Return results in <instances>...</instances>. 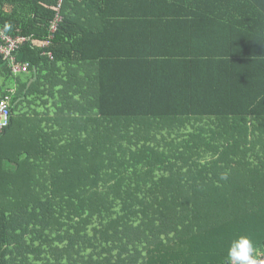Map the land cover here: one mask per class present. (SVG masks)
<instances>
[{
	"label": "trees",
	"instance_id": "1",
	"mask_svg": "<svg viewBox=\"0 0 264 264\" xmlns=\"http://www.w3.org/2000/svg\"><path fill=\"white\" fill-rule=\"evenodd\" d=\"M58 3L0 0V31L28 39L25 72L0 55V99L12 111L28 88L12 99L8 80L55 70L45 91L82 125L18 149L11 120L0 135V264H225L239 236L260 248L264 0Z\"/></svg>",
	"mask_w": 264,
	"mask_h": 264
},
{
	"label": "crops",
	"instance_id": "2",
	"mask_svg": "<svg viewBox=\"0 0 264 264\" xmlns=\"http://www.w3.org/2000/svg\"><path fill=\"white\" fill-rule=\"evenodd\" d=\"M87 19L86 27H89V18ZM40 67L34 68L7 82V89L14 90L12 99L15 97L18 87V82L16 80H19V84L26 83V88H28V90H24V97L21 99L19 96V99L16 100L13 105L10 118L11 121L4 136L6 146L13 145L18 149V147H23L26 143L33 144L39 141H42V144L56 142L67 143L71 142L73 139H77L80 126L82 127V125L81 122H77V115L73 112L76 111L75 108H77L76 102L69 100L67 105L64 106L65 114L63 115L58 108L59 104L56 102L61 101L60 98L62 97L58 93L56 94L54 92V95H52L53 92L48 93V91H45L48 82L55 83L56 72L54 70V72L51 73L45 70V68H41L42 71H40ZM65 71L66 67L63 68V73ZM35 75L37 78L34 80L33 76ZM45 94L48 96L49 100L45 97ZM44 100L49 106L54 108H50L48 113H46V111L49 109V106L43 105L45 104L43 102ZM84 128L86 129L84 130V134H87L89 126L85 124ZM184 130H186V134L193 132L190 125L184 128ZM173 132L170 133L171 136H167L163 133L167 136V141L169 143L173 140L180 141V136L177 133L173 134ZM204 136L205 135L202 133H198L199 141H201ZM192 138L193 136L187 140L191 141ZM183 139H186V136H183ZM262 140L264 141V135H262ZM252 153L255 152L253 151Z\"/></svg>",
	"mask_w": 264,
	"mask_h": 264
},
{
	"label": "built area",
	"instance_id": "3",
	"mask_svg": "<svg viewBox=\"0 0 264 264\" xmlns=\"http://www.w3.org/2000/svg\"><path fill=\"white\" fill-rule=\"evenodd\" d=\"M60 3L61 0H59L58 6L60 5ZM60 21H61V17L59 16V14L55 15V19L49 25L50 34H53L57 30V26L60 23ZM49 39H51V35L48 36L47 40L43 43L42 47L48 46ZM27 41L28 39L24 37L13 38L0 31V55L10 66V69L13 72V74L18 72H25L26 70L24 66H21L18 62H16V59L13 54L21 44H24ZM9 101H10L9 96H3V98L0 99V135L9 124V120L11 117ZM263 250L264 249L258 250L259 252L258 260L264 259L262 255Z\"/></svg>",
	"mask_w": 264,
	"mask_h": 264
},
{
	"label": "clouds",
	"instance_id": "4",
	"mask_svg": "<svg viewBox=\"0 0 264 264\" xmlns=\"http://www.w3.org/2000/svg\"><path fill=\"white\" fill-rule=\"evenodd\" d=\"M10 27V26H9ZM228 173H222L221 180L228 179ZM258 248L249 236H239L230 242L225 264H260Z\"/></svg>",
	"mask_w": 264,
	"mask_h": 264
},
{
	"label": "rangeland",
	"instance_id": "5",
	"mask_svg": "<svg viewBox=\"0 0 264 264\" xmlns=\"http://www.w3.org/2000/svg\"><path fill=\"white\" fill-rule=\"evenodd\" d=\"M1 82H2V80H1V78H0V85H1ZM35 188H38V187H35ZM262 255H263V257H264V250H263V252H262ZM259 262H260V264H264V259H262V260H259ZM41 263V262H40ZM38 264V263H37Z\"/></svg>",
	"mask_w": 264,
	"mask_h": 264
},
{
	"label": "bare ground",
	"instance_id": "6",
	"mask_svg": "<svg viewBox=\"0 0 264 264\" xmlns=\"http://www.w3.org/2000/svg\"><path fill=\"white\" fill-rule=\"evenodd\" d=\"M262 249H264V244L260 248H258V250H262Z\"/></svg>",
	"mask_w": 264,
	"mask_h": 264
}]
</instances>
